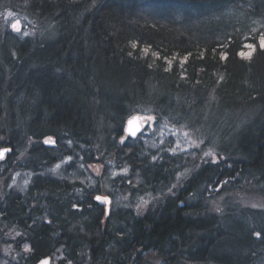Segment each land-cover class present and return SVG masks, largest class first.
<instances>
[{"label": "trees", "instance_id": "trees-1", "mask_svg": "<svg viewBox=\"0 0 264 264\" xmlns=\"http://www.w3.org/2000/svg\"><path fill=\"white\" fill-rule=\"evenodd\" d=\"M262 36L264 0H0V264H264V212L207 208L228 185L264 199ZM141 115L215 127L222 157L105 217L98 163L152 196L179 170L169 144L122 142Z\"/></svg>", "mask_w": 264, "mask_h": 264}, {"label": "rangeland", "instance_id": "rangeland-1", "mask_svg": "<svg viewBox=\"0 0 264 264\" xmlns=\"http://www.w3.org/2000/svg\"><path fill=\"white\" fill-rule=\"evenodd\" d=\"M11 17L12 15L9 12H5L1 18H4L8 28L13 30L12 24L19 20L18 18ZM19 22L21 25L22 22ZM21 30L25 31L26 29H23L22 27ZM28 30L29 28L27 31ZM27 35L30 36L29 33ZM27 35H22L21 37L24 38ZM245 53H248V50ZM139 117L143 130L135 139L131 140H135L137 143L141 142L142 145L151 152H154L162 146L166 150L168 149L167 147L169 144L170 149L166 151L179 160V163L176 166H179V170L174 171L172 177L169 179V190L167 193L159 196H152L149 193L141 194L138 192L136 194L137 191L134 188L133 182H130L129 180L127 181L129 176L127 170L121 168L104 171L105 166H101L100 163L95 165L96 167L93 169H95V172L97 173L95 174L97 176L96 180L101 179V176L103 175L104 182L101 181V187L103 190L111 194L112 200L110 199V207H112V211L115 213L130 207L139 215L147 214V212L152 214L155 209L159 207L166 195H174L181 190L185 184L184 182L195 173V169H198L199 166L204 165L207 162H213L222 157V155L220 156L217 154V147L220 146L218 138L219 131L215 127L210 129L212 123H208L209 131L202 121L199 123L190 122L189 124L186 121L168 118L167 120L169 121L158 120L159 122H155L153 119H147L149 118L148 115H141ZM125 122L123 124V130ZM126 139L129 138L125 135L124 138H121L122 142ZM2 150L4 149L0 148V152ZM102 150L104 151V148L99 143L96 151V161L102 160L107 163L109 162L108 160L110 159V156L105 157L102 155ZM6 155L7 153L3 155L0 162L5 160ZM101 172H103V174ZM123 183L126 188H122L121 185ZM214 193L213 190H207V198H210ZM100 195L109 196V194L105 192L100 193ZM207 204V208L210 212L216 213L217 215L222 214L224 207L248 208L264 212V199L259 197L251 187L246 186L245 184L238 185L237 187L236 185H228L222 195L210 200ZM141 264L163 263L161 259H158L154 255H149L142 260Z\"/></svg>", "mask_w": 264, "mask_h": 264}, {"label": "water", "instance_id": "water-1", "mask_svg": "<svg viewBox=\"0 0 264 264\" xmlns=\"http://www.w3.org/2000/svg\"><path fill=\"white\" fill-rule=\"evenodd\" d=\"M134 117H138L140 118L139 116H132L130 117L126 122H125V126H124V134L130 138V139H135L142 131V125H141V120L140 119H137V120H134L133 122V125L132 127L133 128H138L139 130L136 132V135H131V133L128 131V127H129V124H128V121L130 119H133ZM5 150V149H4ZM2 150L1 152H3V155L5 153H9V150L7 151H4ZM3 155L2 157H0V159L3 158ZM97 197V196H96ZM96 197L94 198V201L98 204L99 207H104V210H105V217H107L108 213H109V210H110V204H111V200L109 197H105V196H100L102 198H106V199H102V200H97ZM44 260H47L48 261V264H50L49 260L48 259H43V260H40L37 264H41L42 261Z\"/></svg>", "mask_w": 264, "mask_h": 264}, {"label": "snow or ice", "instance_id": "snow-or-ice-1", "mask_svg": "<svg viewBox=\"0 0 264 264\" xmlns=\"http://www.w3.org/2000/svg\"><path fill=\"white\" fill-rule=\"evenodd\" d=\"M12 28H13V30H15V31H17V32L21 31V25H20V22H19V21H16L15 23H13V24H12ZM260 46H261V48H264V36H262V37L260 38ZM244 47H245V48H249V49H253V50H254V48H255V46L252 45V44H247V45H245ZM239 55H240V56H246V55H247V56L250 57L251 53H250V52H249V53H245V52L241 51V52L239 53ZM137 119H140V118H138V117H134L133 119H130V120L128 121V124H129L128 131H129V132L131 133V135H133V136L136 135V132L139 130L138 128H133V127H132L134 120H137ZM147 119L151 120L152 118L149 117V118H147ZM4 151H7V150H4ZM2 155H3V152H0V157H2ZM96 199H97V200H102V199H106V198H102V197H100V196H97ZM41 264H48V261H47V260H44V261L41 262Z\"/></svg>", "mask_w": 264, "mask_h": 264}, {"label": "bare ground", "instance_id": "bare-ground-1", "mask_svg": "<svg viewBox=\"0 0 264 264\" xmlns=\"http://www.w3.org/2000/svg\"><path fill=\"white\" fill-rule=\"evenodd\" d=\"M96 196H103V195H95L94 196V198L96 197ZM105 197H109V196H107V195H105ZM94 198H93V202L95 203V204H97L95 201H94ZM110 198V197H109ZM111 199V198H110ZM98 205V204H97ZM43 259H48L49 260V262H50V264H53V258L52 257H50V256H45V257H41L35 264H37L40 260H43Z\"/></svg>", "mask_w": 264, "mask_h": 264}]
</instances>
